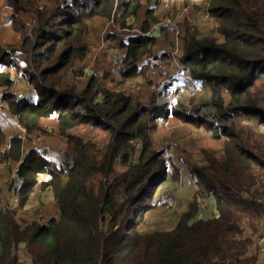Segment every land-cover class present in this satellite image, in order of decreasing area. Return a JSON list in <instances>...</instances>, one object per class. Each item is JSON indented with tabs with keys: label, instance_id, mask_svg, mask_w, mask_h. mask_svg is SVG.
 I'll list each match as a JSON object with an SVG mask.
<instances>
[{
	"label": "trees",
	"instance_id": "trees-1",
	"mask_svg": "<svg viewBox=\"0 0 264 264\" xmlns=\"http://www.w3.org/2000/svg\"><path fill=\"white\" fill-rule=\"evenodd\" d=\"M8 3L16 29L25 32L20 48L26 63L22 73L38 99L24 103L10 92L2 99L29 132L38 129L46 134L39 119L55 114L58 134L68 144L58 168L35 151L21 161L18 170L23 183L18 205L29 198L37 173L51 169L47 183L59 204V216L45 224L22 226L14 208H0V264H23L16 255L21 243L31 255L30 264H254L257 254L247 256L251 239L243 237L242 223H252L259 211L255 198L264 196V152L254 155L248 151L250 136L245 130H264L263 0H213L209 13L216 19L222 40L193 35L185 40L179 59L194 79L209 85L211 99L192 106L191 112L179 106L173 116L182 120L202 117L206 112L201 109L211 105L214 109L209 115L217 122L213 130L221 128L227 135L224 156H213L193 171L200 178L196 197L212 194L215 207L211 215L191 221L196 209L193 200L173 228L151 232L138 229L142 212L126 225L123 219L129 204H137L156 175L167 169L151 136L157 119L169 116L166 105L151 100L149 104L134 102L123 91L99 88L94 74L81 88L77 79L67 82L69 72L76 76L83 73L84 68L77 64L87 54L84 34L88 21L96 16L111 17L121 10L123 23V17L135 15L140 1L70 0L49 12L37 10L38 23L27 33L24 20L32 13V1ZM148 28L145 20L143 33ZM155 42L154 35L140 34L124 44L123 78L139 73L138 60L150 53ZM3 60L12 61L9 51L0 52ZM5 84L9 87L11 81L5 79ZM235 116H243L247 125L238 128ZM81 124L110 133L99 157L82 137L70 134V129ZM135 141L141 143L140 154L136 163H130ZM21 148V138L14 136L5 158L19 160ZM117 159L126 170H116ZM64 175L67 178L62 181ZM244 189L251 200L243 196Z\"/></svg>",
	"mask_w": 264,
	"mask_h": 264
},
{
	"label": "crops",
	"instance_id": "crops-1",
	"mask_svg": "<svg viewBox=\"0 0 264 264\" xmlns=\"http://www.w3.org/2000/svg\"><path fill=\"white\" fill-rule=\"evenodd\" d=\"M68 1L70 0H34L35 3L46 5L48 7H53L57 3L61 4ZM175 1L178 2L179 0ZM157 2L158 0L140 1V5L135 15H129L126 17L127 22H133L134 25L142 26L143 21L146 19L147 10H151L153 16L158 21L161 16V10L160 5ZM189 7L190 6L184 8L179 3H177L175 8H177L178 11L175 14V20H183L184 16H186L189 21L194 22L195 18L203 17L202 20H205L207 23H202L200 25L204 27H209L211 25L210 20L212 19H206L208 16H205L204 10L200 9L195 14L193 9L192 11L189 10ZM13 20V11L8 5V1L0 0V52L3 50L9 51L12 57L11 62L6 60L0 61V84L3 83L0 85V156L4 154V156H2L3 159L0 158V208L6 206L10 207L11 209L14 208L15 218L20 224H22V226H25L26 224L32 222L46 223L49 219L58 218L59 216V208L56 200L54 201L52 198H50L49 193H45L46 191H41L39 192V196L33 197L31 193L24 204L18 205V192L21 188V183H23V179L19 175L18 169L21 161L29 154L30 151L38 152L53 163L55 161V151L47 150V134L50 133L54 138H58L60 136L57 130V118L55 114H51L48 116H42L39 119L40 126L47 130V124L45 125L44 120L48 119L49 117L51 118L52 121L50 124H48L49 128L51 129L47 130V134H41L40 130L34 129L31 131L29 137H23L21 132L16 130L18 122L16 114L12 113L9 105L2 99V96L5 92L13 93L16 101L24 103H36L38 99L36 90L22 73V69L26 65L24 61V55L20 49L22 31L16 29ZM108 20V18L102 16H96L91 20L86 38L89 46L91 44H97V35L100 30H102L103 35V29L107 27ZM24 21L26 25L25 30L29 31L31 28L32 16L28 15ZM114 21L119 24L120 18L118 19L117 17ZM158 23L159 22L153 23L149 21V35H154L156 37V42L151 48L150 53L143 55L142 58L138 60L137 63L139 73L126 78L120 85V89L133 98L136 97L143 102H149L151 100L156 102L158 105H166V108L169 111L168 120L170 121L175 119L173 112L179 106H183L182 108L191 109L192 106H199L201 104L208 103L211 99V90L206 82L194 79L186 67H180L177 64H173L174 62L170 59V50L172 46L170 43L172 40H174L175 35L177 36V33H174L173 30H169V27H166L168 34H164L165 29L163 28L165 27L159 25ZM109 31L111 34L115 30ZM181 31L183 34L184 31ZM207 33L209 32H204L203 34L206 35ZM138 35L139 34L135 31H126L124 37H120L122 47L120 46L118 48H116V45L112 47L109 42L102 40L101 44H103V47L98 46L93 54L94 58L97 59L95 64L97 70L105 74H108L109 72L114 73L115 70H118L121 67L122 59L126 53V47L124 44H126L130 38L136 37ZM215 35H218L220 40H222V35L217 31L213 36ZM198 36L200 35L198 34ZM108 40L112 42L111 37ZM177 41L179 40L176 39V42ZM178 51L179 56H181L183 53V40H181ZM5 79L11 81V85L9 87L5 84ZM224 97L225 101H228V94L226 91H224ZM204 108H206L207 111L213 109L214 107L211 105H206L201 109V111L204 110ZM160 118L162 117H159L158 119ZM45 122H48V120ZM183 127L188 128L193 133H200L196 132V129H199L193 125V128L191 126ZM158 131L160 132V124ZM164 134H169V132L165 131L160 133L161 136ZM14 136H18L22 141V151L19 160H15L10 157L5 158V153L11 148V141ZM189 137L190 136L182 140L181 143L183 146L190 145L188 140ZM60 139L64 141L63 138L60 137ZM213 147H219V143H214ZM165 148L170 150H167L164 156L169 162H174L173 157L175 159L177 157V144L175 143V145L165 146L162 149ZM171 150H175L174 155L172 154ZM190 155L193 156L194 159H198L195 152L190 153ZM39 174L47 175L45 171L40 172ZM48 177H50V174H48ZM40 188L42 190L41 185ZM202 211L203 213L201 216L203 217L211 215L206 212V209H203ZM246 231L247 229H244L243 237L251 239V243L248 245L247 256L256 253L257 261L254 264H264V249L259 251V245H264L262 242L257 243V238L264 237V227L259 224L258 232L252 235H247ZM16 255L18 260L23 264H30L31 255L25 250L23 244H19Z\"/></svg>",
	"mask_w": 264,
	"mask_h": 264
},
{
	"label": "rangeland",
	"instance_id": "rangeland-1",
	"mask_svg": "<svg viewBox=\"0 0 264 264\" xmlns=\"http://www.w3.org/2000/svg\"><path fill=\"white\" fill-rule=\"evenodd\" d=\"M31 1H32L31 3L32 13L28 14L32 16L31 27L38 23L37 19L35 18V16L37 15V10H45L46 12H49L58 5L57 3L53 7H48L46 5L37 4L34 2V0ZM115 1L117 3L118 0ZM139 1H144V0H139ZM212 1L213 0H188V1L179 0L178 2H176L175 0H158L157 3L160 5V10H161L160 11L161 16L158 19V21L153 16L152 11L147 10L145 20L148 22V26H149V21L153 23L159 22L158 23L159 25L165 27L163 28L165 29L164 34H168L166 27H169L168 28L169 30H173L174 33H177V36L175 35L174 40H172L170 43L172 45L170 50V59L171 61L174 62L173 64H177L180 67H184V65L179 59L180 56L178 53L181 40H183V48H184L185 40L192 35L197 36L198 38H202L204 36H213L215 34L217 22L216 19L209 13V7L211 6ZM177 3H179L184 8L190 6L189 10L192 11L193 9L195 14L200 9L204 10L205 16H208L206 17V19L207 20L212 19L210 20L211 25L209 27L201 26L200 24L207 23L205 20H202L203 17L195 18L194 22L189 21L186 16H184L183 20L180 19L175 20V14L178 11V9L175 8ZM28 15H26V17ZM46 15L48 16V13ZM117 17L118 19L120 18L119 24L114 21ZM106 18H108L109 20L107 22V27L103 29V35H102V30H100L96 39L97 44L96 43L91 44L90 46L86 38L89 30V25L92 19L88 21V28L84 34V41L87 43L88 46L87 54L83 59L82 63L77 64V67L84 68L83 73L80 76H76L78 74H74L73 71L67 74V82L72 83V78L75 80L77 79L78 81L76 80L77 82L76 84L79 88L83 87L84 84L89 79V76L94 74L97 80V84L99 85V88L105 87L109 90L122 91L120 89V85L125 80V78H123L121 74L122 64L118 70L114 71V73L109 72L108 74H105L97 70V67L95 65L97 59L94 58L93 54L98 46L103 47V44H101L102 40L105 42H109V44H111L112 47H114L115 45L116 48L120 46L122 47V44L120 42V37H124L126 31H130V32L135 31L139 35L150 34L148 30L143 33L142 26L134 25L133 22L128 23L127 19H125V21L122 23L121 10L116 11L115 13H113L111 17H106ZM145 20L143 21L144 23ZM167 21L170 22L168 26L165 25ZM126 25H128L129 27H125ZM109 30H115L112 36H110L111 34L109 33L110 32ZM181 30L184 31L183 34ZM21 31H22V38H21V42H22L25 32H23V30ZM27 32L28 31H26V33ZM204 32H209V33L204 35L203 34ZM198 34L200 36H198ZM215 36L218 37V35ZM110 37L112 38V42L108 40ZM218 38L220 40V37ZM176 39H178L179 41L176 42ZM20 48H21V43H20ZM75 76L76 78H74ZM133 100L134 102L137 101L143 102L142 100H139L136 97L133 98ZM3 101H5L9 105L7 100H3ZM143 103L149 104L148 101ZM182 109L185 112H191L193 110L188 108H182ZM183 110H181V112ZM211 110L206 111V108H204V110L202 111L206 113L205 114L203 113L202 117H198V118L192 117L187 120L186 119L182 120L181 118H177V117H174L175 119L170 121L168 120V118L157 119V125L155 129L152 130L151 132V136L153 140L152 143L153 145H155L154 149L156 151L161 152L162 155L161 158L165 160L167 169L165 170V172H160L156 175V179L154 180L153 185L146 189L143 196L140 197L141 200L137 204L135 205L134 203L129 204L126 210L125 217L123 219L125 220V225L127 223H131L134 215L136 217V215L139 212H142L140 216L141 222L138 223L139 231L151 232L155 230H159V231L168 230L170 228H173L174 225H176L181 214L189 208V204L193 200H195L196 202V209H195V215L191 219V221L196 218H203V216H201V214L203 213L202 211L203 209H206V212H208L209 214H212L214 212L213 207L215 206V201H212V199L208 197L209 194L207 196L198 195V197H196L197 196L196 192L199 187L200 178L193 173L196 165H200V166L205 165L210 162V159L213 156L220 157L224 154V141L227 138L226 137L227 135H225L222 132L221 128L217 127V131L213 130V127H215L217 122L213 119L212 115L211 116L209 115V112ZM161 119H163L164 121ZM46 120H48V122H45ZM51 121L52 120L50 117L44 120L45 125L47 124L46 125L47 130L51 129L49 128L48 125L50 124ZM234 121L238 128H242L247 125L246 124L247 120L243 116H235ZM159 124H160V132L158 131ZM192 125L198 128L199 130L196 129V132H200V133H193L188 128L183 127V126L192 127ZM23 128L25 129V131H23ZM43 129L47 131L45 128ZM16 130L20 131L23 137H29L31 134V132H29L24 126H22L19 123V120L17 122ZM165 131H168L169 134H164L161 136L160 133H163ZM69 132H71L70 134H74L82 137L83 140L86 143H88L89 148H91L92 150L91 152L96 153L97 157H99L101 150L105 148L106 144L109 142L111 138L109 132L87 124H81L76 127H73L72 129L69 130ZM245 133H247L250 136L248 139L249 141V146L247 147L248 151L253 152L254 155L262 154L264 152V130H262L261 128H255L252 129V131L245 130ZM47 136H48V143L46 144L47 150L55 151L54 153L55 161L53 162V164L55 165L56 168H58L60 165H62V162L65 159L64 149L67 147L68 140L62 135L59 136L63 138L64 141L61 140L60 137L54 138L53 135H51L50 133H48ZM188 136H190L188 138L190 145L183 146L181 142L184 138H187ZM213 142L219 143V147L217 148L213 147L214 146ZM175 143L177 144V148H178V150L176 151L177 157L176 159L173 157L174 162L172 161L169 162L168 159L164 156V154L167 150L170 149L168 148L162 149V148L169 145H175ZM140 145H141L140 142L135 141L134 151H130L129 153L130 163L137 162V159L140 154L139 152L141 149ZM171 152L174 155L175 150H171ZM192 152H195L197 154L198 159H194L193 156L190 155V153ZM2 156H4V154ZM2 156H0L1 159H3ZM114 165L116 167V170L120 172L127 169V166L125 164H122L119 159L116 160ZM50 172L51 169H47L45 171L47 175H40L39 174L40 172L37 173L35 177V183L30 192V194L32 193V197L39 196V192L41 191H46L45 193L47 194L48 192L50 198H52L54 201L56 200L52 187L47 183L52 177V174ZM48 174H50V177H48ZM66 178L67 177L64 175V177L61 178V180L65 181ZM39 183L42 186V190L40 188ZM258 186L259 183L256 185V188ZM253 189H255V187ZM243 196L247 200H251L250 193L246 189L243 190ZM262 196L263 195L260 196L257 195L255 198V201L257 202V207L259 209L258 213L256 214L257 216L254 217L252 223H250L249 221L243 223L242 230L244 231V229H247L246 231L247 235H252L258 232L259 224L261 225L262 222H264V196L263 197ZM57 205L59 208L58 202ZM132 205L133 207H131Z\"/></svg>",
	"mask_w": 264,
	"mask_h": 264
},
{
	"label": "built area",
	"instance_id": "built-area-1",
	"mask_svg": "<svg viewBox=\"0 0 264 264\" xmlns=\"http://www.w3.org/2000/svg\"><path fill=\"white\" fill-rule=\"evenodd\" d=\"M169 21H167L166 23H165V25L166 26H168L169 25ZM172 25V24H171ZM23 131H25V129L23 128ZM259 200H260V198H259ZM257 203V202H256ZM261 226H263L264 227V222H262V224H261ZM264 237H262V238H257V243H260V242H262V244L264 245ZM264 249V246H260L259 245V251H261V250H263ZM256 261H257V259H256ZM255 261V262H256ZM257 264H261V263H257Z\"/></svg>",
	"mask_w": 264,
	"mask_h": 264
},
{
	"label": "clouds",
	"instance_id": "clouds-1",
	"mask_svg": "<svg viewBox=\"0 0 264 264\" xmlns=\"http://www.w3.org/2000/svg\"><path fill=\"white\" fill-rule=\"evenodd\" d=\"M208 197L211 198L212 201H214V199H213V195H212V194L208 195Z\"/></svg>",
	"mask_w": 264,
	"mask_h": 264
}]
</instances>
